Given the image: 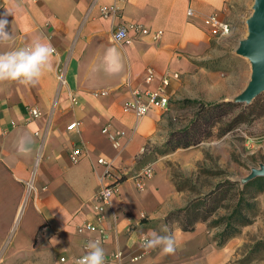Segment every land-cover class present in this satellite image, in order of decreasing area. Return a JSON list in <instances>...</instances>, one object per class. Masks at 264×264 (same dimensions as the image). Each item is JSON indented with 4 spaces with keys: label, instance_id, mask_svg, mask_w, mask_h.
<instances>
[{
    "label": "crops",
    "instance_id": "obj_1",
    "mask_svg": "<svg viewBox=\"0 0 264 264\" xmlns=\"http://www.w3.org/2000/svg\"><path fill=\"white\" fill-rule=\"evenodd\" d=\"M236 1L15 0L19 9L8 17L12 39L0 43V53L41 40L50 42L56 54L54 72L43 75L35 86L0 82V264H75L86 254L87 243L95 240L104 249L106 264H240L250 225L220 244V228L209 221L185 230L179 220L169 218L221 181L217 178L195 194L178 186L172 169L179 168L196 184L199 169L209 167L208 155L216 159L219 152L210 143L164 151L171 132L180 128L178 104L185 99L221 100L222 91L211 92L210 85L234 81H212L191 53L204 52L216 38L203 18L218 13L227 20ZM115 2L120 8L113 19L101 7ZM11 6V0H0V15ZM132 24L151 31L129 45L112 39L116 27ZM157 30L163 31L159 39L153 36ZM113 46L120 53L122 70L108 74L103 57ZM61 67L67 80L62 88ZM148 68L155 70L151 81ZM167 71L179 73L168 86L167 110L154 108L138 118L124 109L135 90L155 89ZM34 106L42 111L37 118L29 113ZM73 122L77 127L69 129ZM106 125L125 132L120 150L103 132ZM24 143L27 150L21 151ZM77 147L83 155L73 162L71 153ZM155 147L161 151L150 155ZM100 157L114 159L117 172L125 174L105 209L101 224L108 232L106 240L99 231H79L86 221H96L93 200L104 173ZM148 163L155 172L140 187L133 175ZM152 231L172 235L175 251L145 249L142 238ZM117 251L122 252L121 260H109Z\"/></svg>",
    "mask_w": 264,
    "mask_h": 264
},
{
    "label": "rangeland",
    "instance_id": "obj_2",
    "mask_svg": "<svg viewBox=\"0 0 264 264\" xmlns=\"http://www.w3.org/2000/svg\"><path fill=\"white\" fill-rule=\"evenodd\" d=\"M254 0H237L233 11H229L226 21L232 25L233 34L225 37L215 36L210 39V45L204 52L191 53L192 60L208 69V77L212 81L217 78H233V82L225 85H210L211 92L219 88L222 91L221 100L236 102L235 97L240 94L251 78L252 65L247 57L237 53L241 39L247 36V18L253 12ZM201 56L206 59L201 61ZM193 72V71H192ZM197 73V70L193 72ZM241 77V78H240ZM242 79V80H241ZM205 102H215L213 100ZM230 107V112L213 128V135L202 143L213 144L214 150L219 152L215 159H210L209 167H201L196 184L192 178H186L179 168H173V176L181 188L192 190L195 194L214 185L217 178L240 181L247 176L253 167L264 163V92L259 94L250 104ZM245 110L241 122L233 121L236 114ZM197 110V106L182 102L178 104L177 122L180 128L190 123ZM236 127L221 135L230 124ZM219 160L221 161L219 163ZM224 212L223 208L221 212ZM247 242L242 246L240 264H264V193L258 197V212L254 222L244 234Z\"/></svg>",
    "mask_w": 264,
    "mask_h": 264
},
{
    "label": "trees",
    "instance_id": "obj_3",
    "mask_svg": "<svg viewBox=\"0 0 264 264\" xmlns=\"http://www.w3.org/2000/svg\"><path fill=\"white\" fill-rule=\"evenodd\" d=\"M182 102L197 106V110L189 124L171 132L165 152L178 147L200 145L213 135V128L226 118L230 107L243 106L241 102L232 101L205 102L185 99ZM244 112L243 109L236 114L233 121L241 122ZM235 127V123L230 124L221 135ZM160 151V148L155 147L150 155ZM262 193L264 176H258L246 183L231 179L221 180L209 191L191 200L185 208L172 212L169 218L179 220L185 230L194 229L199 221H209L211 226L220 228L217 235L219 243L223 244L239 233L242 227L254 222L258 212V197ZM223 208L225 211L221 212ZM258 244L264 246V241Z\"/></svg>",
    "mask_w": 264,
    "mask_h": 264
},
{
    "label": "built area",
    "instance_id": "obj_4",
    "mask_svg": "<svg viewBox=\"0 0 264 264\" xmlns=\"http://www.w3.org/2000/svg\"><path fill=\"white\" fill-rule=\"evenodd\" d=\"M119 5L115 2L112 4H106L101 7V11L104 15L110 16L113 19L116 18L119 10ZM194 10L189 9V15H193ZM205 26H207L210 32L214 36L225 37L232 33V25L230 22L224 20L220 17L218 13H212L203 18ZM131 30L133 33H131ZM151 30L144 27L141 24H132L129 27L118 26L113 30L114 37L117 33L123 32V36L119 40H114L116 43L120 45H129L131 44L137 36L143 33H150ZM163 34L162 30H157L153 33L155 39H159ZM65 67L59 68L58 78L60 82L61 88L66 85V76H65ZM155 76V70L153 68L147 69V80L151 81ZM179 77L178 72L167 71L163 74L161 78V83L155 89H146L145 91L135 90L133 92V97L128 100L125 104L124 109L126 111H133L138 118L147 114V112L151 109H161L167 110L170 104V96L168 93V86L172 78ZM70 99L77 103V98L73 95L72 92H69ZM29 113L32 117L37 118L42 115V111L34 106L29 107ZM77 127V122L71 123L68 128L74 129ZM103 132H105L113 145L117 149H121L123 147V143L121 139L125 136V132L120 129L111 128L110 125H106L103 128ZM146 151V147L143 148V152ZM83 155V151L81 147L75 148L71 153V159L73 162H78ZM98 163L104 166V173L101 176V186L98 192L94 195L93 200V208L94 215L96 221H86L79 227V231L82 232L84 230L91 231H99L102 235V240H106L108 237V232L102 226V220L104 218L105 209L108 205L111 204L112 196L119 192V185L121 181L124 179V173L119 171V169L115 163V160H108L105 157H100L98 159ZM155 170L152 163L146 164V166L138 173L133 175V178L136 180L137 185L142 187L146 178L153 176ZM29 187L32 186L29 184ZM81 258V257H80ZM122 252L117 251L115 254H112L108 257L109 260H121ZM77 258L76 260H78ZM67 258L65 256L61 257V261H66ZM105 260V264H106Z\"/></svg>",
    "mask_w": 264,
    "mask_h": 264
},
{
    "label": "clouds",
    "instance_id": "obj_5",
    "mask_svg": "<svg viewBox=\"0 0 264 264\" xmlns=\"http://www.w3.org/2000/svg\"><path fill=\"white\" fill-rule=\"evenodd\" d=\"M11 4L12 6L0 15V43L12 39L8 17L19 9V5L15 0H11ZM122 36L123 32H120L112 39L119 40ZM55 54L56 49L52 44L41 40H34L28 46L0 53V82L14 81L25 86H35L43 75L54 72ZM103 64L104 71L108 74H116L122 70L117 47H109L106 50ZM20 150H27L26 143L21 144ZM142 246L145 249L160 247L164 254H171L175 251V240L172 235H160L152 231L143 236ZM86 248V254L76 260L75 264H105V252L99 240L89 241Z\"/></svg>",
    "mask_w": 264,
    "mask_h": 264
},
{
    "label": "water",
    "instance_id": "obj_6",
    "mask_svg": "<svg viewBox=\"0 0 264 264\" xmlns=\"http://www.w3.org/2000/svg\"><path fill=\"white\" fill-rule=\"evenodd\" d=\"M248 33L240 40L237 53L247 57L252 65L251 78L243 91L235 97L236 102L250 104L264 92V0H254L253 12L247 18ZM258 176H264V163L253 167L242 178L246 183Z\"/></svg>",
    "mask_w": 264,
    "mask_h": 264
}]
</instances>
